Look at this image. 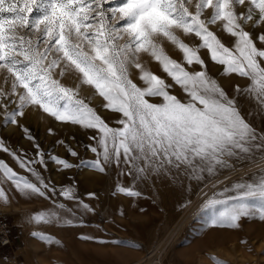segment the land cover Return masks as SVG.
<instances>
[{
	"label": "snow or ice",
	"instance_id": "snow-or-ice-1",
	"mask_svg": "<svg viewBox=\"0 0 264 264\" xmlns=\"http://www.w3.org/2000/svg\"><path fill=\"white\" fill-rule=\"evenodd\" d=\"M245 2L197 0L192 12L188 7L192 0H0V72L6 73V81L11 79L10 93L0 90L4 124H17L24 109L38 106L58 122L93 130L96 134L89 139L95 145L89 150L96 159L87 167L102 174L108 167H117L120 175L130 177L133 183L127 188L117 184L113 194L128 198L139 197L136 183L152 175L168 176L175 171L189 179L211 180L222 170H237L244 161H264V133L247 122L237 103L243 95L255 100L264 113V33L253 38L244 29L249 21H254L253 28L264 24V0H247L246 12H237L236 7ZM206 9H211V15L204 19ZM217 22L234 38L231 47L209 30V25ZM177 32L194 34L199 45L190 47ZM160 38L183 54V64L165 53L157 42ZM201 50H206L211 62L223 66L221 76L246 78L248 86H237L236 95L229 97L208 75ZM141 52L159 63L187 96L185 101L169 93L173 85L144 68L139 62ZM185 64L199 65L201 70L188 71ZM133 68L145 87L131 79ZM69 72L79 78L76 89L61 83ZM81 85L103 98L104 109L120 114L114 121L120 127H110L79 98ZM147 97L161 99L153 103ZM0 151L9 153L20 169L37 180L34 183L20 176L0 160V176L16 192L26 198L45 199L51 198L49 192L56 193L31 167L43 160L18 156L3 143ZM69 153L77 156L71 149ZM54 160L64 169L71 167L63 159ZM59 195L69 201L76 199L70 188H63ZM0 201L8 203L2 186ZM53 204L50 210L31 214L28 222L72 226L63 215L71 210L63 203ZM79 206L92 211L83 202ZM204 206H219L211 220L215 227L235 229L242 218L252 216L264 221V171L226 185L208 197ZM32 235L44 243H57L43 233ZM210 259L220 264L215 257Z\"/></svg>",
	"mask_w": 264,
	"mask_h": 264
},
{
	"label": "rangeland",
	"instance_id": "rangeland-1",
	"mask_svg": "<svg viewBox=\"0 0 264 264\" xmlns=\"http://www.w3.org/2000/svg\"><path fill=\"white\" fill-rule=\"evenodd\" d=\"M196 2L192 0L188 5L190 11H195ZM247 7L246 0L244 5L236 7V11L246 12ZM210 15L211 9H206L202 18L207 19ZM253 24L254 21H249L244 25L253 38L264 33V24L255 28ZM209 30L225 46L233 45L234 38L224 32L222 22L209 25ZM177 35L190 47H197L200 43L194 34L185 36L177 32ZM157 42L162 44L171 59L184 63L183 54L174 45L164 38ZM257 46L260 47L258 42ZM200 56L205 60L208 75L217 81L229 97L236 95L237 86L241 89L248 86L246 78L235 74L221 76L223 66L211 62L206 50H201ZM139 62L146 70L163 78L166 84L173 85L168 89L171 95L181 101L187 99L180 87L174 85L151 56L141 52ZM185 67L188 71L201 70L196 64L190 67L185 64ZM5 75L0 72V90L10 93L11 79L6 81ZM138 76L139 71L131 69L133 82L145 87ZM61 83L76 89L80 81L69 72L61 79ZM79 98L95 109L110 127H120L114 123L120 114L104 109L106 102L91 87L81 85ZM147 99L156 103L161 98ZM237 103L247 122L258 133H264V113L260 112L255 100L241 95ZM15 107V104L11 105V108ZM250 109L252 115H249ZM4 117L5 112L0 109V143L18 156L43 160V163H35L31 167L39 173L41 180L56 189L55 194L48 193L50 199L26 198L0 176V186L8 196L7 204L0 201V212L13 225L15 254L21 264H213L210 257H215L220 264H264V221L252 216L242 218L235 229L215 227L211 220L219 206H204L208 197L223 190L226 185H231L241 177L250 179L253 174L264 171V161H244L236 166L237 170H222L211 180L207 177L189 179L175 171L168 176L152 175L146 181L136 183L135 190L140 193L139 197L128 198L119 193L113 194L117 184L127 188L133 183L130 177L120 175L117 167H108L103 174L87 167L89 162L96 159L89 150V146L95 145V141L89 139L96 134L93 130L58 122L38 106L24 109V116L17 117V124L5 125ZM69 149L75 151L77 156L70 155ZM37 152L43 155L38 156ZM54 158L65 160L71 167L64 169ZM0 160L20 176L37 182L30 172L17 166L9 153L0 151ZM63 188H70L76 199L69 201L59 195ZM90 193L95 196L90 197ZM53 201L63 203L66 209L71 210L63 215L66 220L72 221V226L28 222L31 214L52 209ZM80 202L89 205L92 211L80 208ZM34 232L43 233L57 243H44L33 237ZM9 257L7 251L0 249V264H7Z\"/></svg>",
	"mask_w": 264,
	"mask_h": 264
},
{
	"label": "built area",
	"instance_id": "built-area-1",
	"mask_svg": "<svg viewBox=\"0 0 264 264\" xmlns=\"http://www.w3.org/2000/svg\"><path fill=\"white\" fill-rule=\"evenodd\" d=\"M16 236L12 223L0 212V249L7 251L10 257L7 264H21V261L15 254Z\"/></svg>",
	"mask_w": 264,
	"mask_h": 264
}]
</instances>
